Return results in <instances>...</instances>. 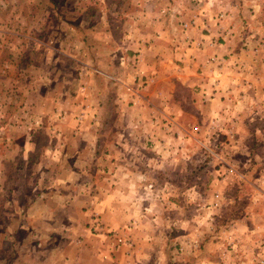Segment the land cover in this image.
<instances>
[{
  "label": "rangeland",
  "instance_id": "374dc122",
  "mask_svg": "<svg viewBox=\"0 0 264 264\" xmlns=\"http://www.w3.org/2000/svg\"><path fill=\"white\" fill-rule=\"evenodd\" d=\"M200 1L0 0L1 250L9 249L6 237L13 227L8 224L21 222L15 206H26L30 198L57 185L69 202L74 177L70 164L76 157L83 161L92 156L93 163L111 159L104 147L116 145L125 148L123 157L137 158L143 175L148 173L152 206L142 220L146 223L150 215L158 228L118 231L96 213L57 212L58 239L61 229L75 242L99 235L102 244L115 249L108 263L101 264H117L119 246L130 254L134 242L147 241L150 232L158 242L156 250L139 264H264V181L254 189L248 181L259 174V166H251L264 154V112L249 118L253 131L238 124L228 128L227 118L203 123L200 112L216 113L218 83L235 74L248 81L244 76L250 65L238 57L228 64L229 57L197 54L201 42L184 36L183 30L195 26L194 18L177 21L181 32L173 27L175 18L163 24L169 32L156 29V19L141 18L185 14ZM143 47L157 60L141 63ZM252 51L256 74L264 77V51ZM152 75L157 81L148 86ZM133 90L152 105L133 102ZM169 94L171 106L163 101ZM220 105L221 111L229 109L226 102ZM259 106L255 111H261ZM87 107L93 109V120L81 118ZM239 113L235 122H249L242 116L244 109ZM76 143H81L79 150ZM104 163L101 173L113 166ZM180 186L186 194L179 193ZM253 191L258 197L254 201ZM26 215L27 224L40 223ZM178 215L179 221H172ZM75 219L81 222L76 228Z\"/></svg>",
  "mask_w": 264,
  "mask_h": 264
},
{
  "label": "crops",
  "instance_id": "0c3cea01",
  "mask_svg": "<svg viewBox=\"0 0 264 264\" xmlns=\"http://www.w3.org/2000/svg\"><path fill=\"white\" fill-rule=\"evenodd\" d=\"M197 4L198 7L196 8L192 6L189 10L186 9L185 14H154L149 15L151 16L149 18L147 16H142L141 18L145 21H154L156 19L155 28L158 30H162L163 27L165 28L163 24L165 22H172V18H175L174 21L177 23H173L174 29L179 28L178 20L184 19L183 22H188L190 19L194 18L193 21L195 26H190L183 30H185L184 36L192 37L194 35V38L201 42V48L197 50V54L216 53L229 57L227 61L228 64L232 63V60L234 62L236 57H238L239 60H246L247 64L249 63L250 73L244 76L248 81L243 82V80H241L242 75L239 74L234 75L237 76V78L231 76L228 77L227 81H221L222 83L218 84L222 86H219L220 90H217L214 94L217 97L213 99L215 105H217L215 108L217 110L216 113H211V115H209L207 109L205 111L201 110L200 112L203 115L201 117L203 123L205 121L209 124L210 122H207L208 119L214 117L218 120L227 118L228 122L226 127L234 128V125L238 124L237 128L242 126L245 130L252 128L253 131L255 124L252 122L253 120L251 119L250 121L249 118L256 117V114L259 116L260 112H264V77H261L262 75L260 74H256V65H252L253 62L251 61L254 57L252 54L253 49L255 52L264 51V0H201ZM219 15L222 16V18H219ZM167 29L168 28H165L166 31ZM179 30L181 32L180 28ZM169 31L168 29V32ZM150 51L157 53V51ZM149 53L144 47L140 50L139 56L141 63L146 62L147 58L148 61L157 60L155 54L147 55ZM247 54L250 56L246 57L245 55ZM202 58L203 57L200 55L198 60L202 61ZM229 73L232 74V72ZM106 75L110 76L108 74ZM157 77V75L150 77L151 80L148 86L152 85L153 81L156 82ZM111 78L117 81L119 77L111 76ZM239 80L241 82H238ZM133 91V102L139 100L144 101L147 107L152 105L148 98H145L143 95L136 92V90ZM241 91H243L244 94L240 95ZM221 96L225 97V99L221 100V98H219ZM171 98V94H169L168 97L163 100L164 103L171 106ZM224 102L229 104V109H223L221 111L224 105L220 104ZM257 104L260 105L261 111H255ZM89 107L85 109L81 117L82 120L89 121L92 118L94 119L92 115L93 109ZM241 108L245 110V114L242 116L249 119V122L243 124H241V122H235L238 117H241L239 116V112L243 110ZM166 110H163V114L165 115L167 114ZM179 110L182 111L181 108H179ZM94 123L95 121H92V124ZM213 123H215L216 126L219 125V123ZM260 127V132H264L263 127ZM227 131L232 132V129ZM75 132L79 133V131ZM91 144L92 143L89 141L86 146L90 148ZM80 145L81 143H76L77 150H79L78 146ZM122 146H124V144H122ZM262 147L264 148V146ZM92 148L94 150L93 145ZM115 148L118 156L114 157L113 151ZM122 149L125 150V148L121 146H105L104 151H109L111 159L107 160L105 157L97 158V163H93L94 158L92 156L84 157L83 161L79 157H76L70 164L74 177L70 180L71 184L69 183L68 185L69 196L67 194V200L69 202L64 201L65 196L60 191L62 189L58 188L57 185L56 190L42 191L39 195L34 197V199L30 198L26 206L22 205L17 208L15 206L13 209L19 214L21 222L8 224V228L13 227V231L10 232L12 234L11 237H6V239L9 240L8 251L1 250L0 248V264H101L102 261L108 263L109 255H111V251L115 252V249H108V245L102 244V237H99V235L83 240L77 238L78 240L76 239V241L78 242H75V237H71L68 231H63L64 229H61L62 231L60 230L58 239L56 234L59 230L58 223L57 218L54 217V214L57 212H71L70 215H80V213H83L85 216L96 213L101 216L103 221L109 225L111 229L118 231H122L127 226L130 227V231H136L138 228H158V226L154 227V218H151L150 215L146 223L142 220V213L149 211L152 206L151 199L153 192L151 188L152 184L148 186V171L145 172L147 175H143L141 168L138 167L140 164L136 161L137 158L123 157ZM259 158H261L260 162L255 166H251L252 170L259 166V174L255 176L256 178L254 177L248 180L252 188L253 186L255 187V183L264 181V154L262 153ZM248 159L250 160L251 158ZM104 160L108 161L113 166L108 167L107 171L103 169L101 173V169L105 166ZM80 167H82L83 170H79ZM249 175L250 174H247L245 178ZM52 180L58 181L56 175ZM145 182L147 183L146 185L144 184ZM185 190L186 188L180 186L179 193L186 194ZM22 192L23 191H21V193ZM61 198H63V200ZM216 198H219V195H217ZM251 198L253 201L258 198L254 191L251 193ZM27 212L30 216H34L35 219H38L40 223L37 225L34 222L27 224ZM49 216L50 218H48ZM175 217L176 218H173L172 221L178 222V219L181 218L179 215ZM185 218L186 217H183L182 219L185 220ZM47 219L51 221L47 223ZM80 223L79 220L75 219L74 227L76 228V225H80ZM20 230L25 231L26 234L18 235V231ZM45 230L50 231L46 232ZM145 232L148 236V231ZM153 232L156 233V231ZM65 234H67V237L64 239L63 236ZM74 235H76V233ZM121 235L122 233H119L118 236ZM154 235L155 234L152 236V232H150L148 238L144 236L145 239L147 238V241L136 240V242H134L135 247L130 254H126L123 247L119 246L117 249L121 251V254L119 256L120 262L117 264H139L142 260H146L147 257L150 256V252L156 250L155 244L158 242ZM92 240H94L93 243ZM146 247L148 248L147 253H145L144 250ZM97 261H99V263H97Z\"/></svg>",
  "mask_w": 264,
  "mask_h": 264
}]
</instances>
